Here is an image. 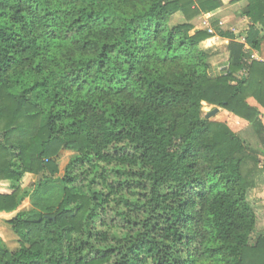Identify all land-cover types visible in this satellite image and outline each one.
Returning <instances> with one entry per match:
<instances>
[{"label": "trees", "instance_id": "16d2710c", "mask_svg": "<svg viewBox=\"0 0 264 264\" xmlns=\"http://www.w3.org/2000/svg\"><path fill=\"white\" fill-rule=\"evenodd\" d=\"M245 1L246 43L259 51L264 0ZM221 7L0 0V215L16 237L13 250L0 238V264H264V237L249 245L260 161L201 112L240 119L264 157V62L233 42L212 75L207 53L221 43L192 23ZM177 13L185 21L169 26ZM26 175L58 202L22 210Z\"/></svg>", "mask_w": 264, "mask_h": 264}, {"label": "rangeland", "instance_id": "374dc122", "mask_svg": "<svg viewBox=\"0 0 264 264\" xmlns=\"http://www.w3.org/2000/svg\"><path fill=\"white\" fill-rule=\"evenodd\" d=\"M231 1L232 0H226L227 6L232 5V3H230ZM242 12H241V14H242ZM229 13L232 14V16H235V15L239 16L237 14V8L236 9L232 8L231 10H229L228 13H225V16H223L224 18H222V19H225V20H222L219 18L216 19V17H215L214 18L215 21L211 22V25L213 27H216L214 30L215 32H214L213 36L217 37L218 41L221 43V44L217 45L216 47L211 48L209 50V53H210V51L218 48L216 53H219L217 60L215 58L214 59L215 63L213 64V66H211L212 75H218L221 72L219 69H221V67L226 64L227 59L229 58L228 47L231 45V43H233V42L235 43L236 40H239L243 35V32H237V31H240V29H236L234 27L236 24L235 19H234V21H232L233 18L230 19V18H228V16H226ZM229 17H230V15H229ZM202 20H203V18L201 19V16H199L197 18H194L192 23H193V25H199L202 23ZM220 21L221 22L223 21V25H222V23H220ZM173 22L174 21H172V20L169 21V25H172ZM246 29L248 30V28H246ZM245 32H247V31H245ZM219 33L231 34L232 38L221 37L219 35ZM223 45H225L224 46L225 51L222 50V48H221V47H223ZM248 48H250V47L248 46ZM209 58H210V55H209ZM212 109H213L212 106H207L206 104L205 105L203 104L202 111H201L202 117L205 119V114ZM226 119H227V114L224 112L220 113V111L218 112L217 115H215L211 118V120H214V121L215 120L216 121H223ZM226 123H229V125L233 124L232 121L226 122ZM233 128H235V127H233ZM248 130H243L240 132V133H242L241 138L248 145V147L251 148L250 150H252L256 154V156L258 157V159L260 161V164L257 166V168L259 170L258 177H256V178H260L261 176H264V157L261 154V151H262L261 148L262 147L260 148V146L262 144L260 143L261 140H258L256 138V136L254 135V132L252 131V129L248 128ZM69 157L70 156L67 153L66 154L62 153L60 155V158L58 161L60 172L63 171V168L67 164ZM37 182H38L37 176L26 175L23 178V181L21 184L22 190L28 192L29 196H28L27 200L25 201V203L23 204L22 210H25V211L36 210V211L42 212L45 209V207H48L49 205L56 204L58 202V200L60 199V196H59L60 194L57 193L56 191H54L52 194H50V196L47 197V200H45V198L41 195L34 194L32 191L34 190V186L37 185ZM6 185L7 184L2 183L0 188L3 190H6L7 189ZM255 188H257V187H255ZM255 188L250 189L249 193H248V202L256 214V226H255V229H254V231H253V233L249 239V245L250 246H253L258 238L264 237V184L259 185V187H258L259 189H257V190H255ZM253 190H255V191H253ZM11 217H12V215H0V238L2 240V244L4 247H6L10 250H13L16 246V244H15L16 237L12 233L10 226L7 224V221L10 220Z\"/></svg>", "mask_w": 264, "mask_h": 264}, {"label": "crops", "instance_id": "0c3cea01", "mask_svg": "<svg viewBox=\"0 0 264 264\" xmlns=\"http://www.w3.org/2000/svg\"><path fill=\"white\" fill-rule=\"evenodd\" d=\"M221 2H222V4H223V7H221V8H219L218 10H216L215 12H213V13H209V14H202L201 15V19L203 18V19H208L209 20V22H210V24H211V22L213 21H215V17H216V19L217 18H219V19H222V18H224L223 16H225V13H228L229 12V10H231L232 8L233 9H236L237 8V14L239 15V16H232V14H228V15H226V16H228V18H230V19H232V21H234V19H235V21H236V24H235V28L236 29H240V31H237V32H245V31H247V29L246 28H248L249 27V21L246 19V18H244L243 16H242V14H241V12L243 11V9L245 8V6H246V1L245 0H241V1H237V2H235V3H232V5H229V6H227V4H226V0H221ZM231 3V2H230ZM229 15H230V17H229ZM171 20L172 21H174L173 22V24L172 25H169V26H176V25H179V24H182L185 20H184V17L180 14V13H177V14H175V15H173L172 16V18H171ZM170 20V21H171ZM222 20H225V19H222ZM171 23V22H170ZM220 23H222V25H223V21L221 22L220 21ZM212 26V25H211ZM213 27V26H212ZM213 30H215V27H213ZM215 32V31H214ZM220 40V39H219ZM235 42H237L238 43V40H236ZM223 44V43H222ZM224 46L225 45H223V47H221L222 48V50H224L225 51V49H224ZM249 45H247V47H248ZM246 47V48H247ZM243 49L244 50H246V51H248L249 53H250V57H249V62L250 61H258V62H264V41H263V43L261 44V46H260V50L259 51H252V50H250V48H248V49H245V47H243ZM218 50V48H216V49H214V50H212V51H210V53L208 52L207 54H208V61L210 62V65L211 66H213V64L215 63V61H214V59L216 58V60H217V57H218V54L219 53H216V51ZM228 53V52H227ZM209 55H210V58H209ZM229 55V54H228ZM227 64H228V59H227V62H226V64L224 65V66H222L221 67V69H219L221 72H223V71H226L227 70ZM242 72H244V71H241V72H239L238 74H237V77H242V76H245V72L244 73H242ZM204 104V103H203ZM205 105V104H204ZM211 109V108H210ZM220 110V113L221 112H224V113H226L227 114V119H226V121L227 122H231L232 121V123L233 124H231L233 127H235V128H233L231 125H229L230 127H231V129L235 132V133H237L240 137H241V134L242 133H240L241 131H243V130H248V128H250V127H247V126H245V125H241L239 122H241V120L240 119H238V118H233L229 113H227V112H225V111H223V110H221V109H219ZM261 122H262V124H263V126H264V113H263V115L261 116ZM229 124V123H228ZM252 129V128H251ZM249 131V130H248ZM252 131H253V129H252ZM254 132V131H253ZM255 135V134H254ZM255 184H256V186L255 187H257V188H255V190H257V189H259L258 187H259V185H262V184H264V176H261L260 178H257L256 179V181H255ZM255 190H253V191H255Z\"/></svg>", "mask_w": 264, "mask_h": 264}, {"label": "built area", "instance_id": "2783aa9c", "mask_svg": "<svg viewBox=\"0 0 264 264\" xmlns=\"http://www.w3.org/2000/svg\"><path fill=\"white\" fill-rule=\"evenodd\" d=\"M202 24L206 27L207 34H209V35H213L214 34L213 27L209 23L208 19H206V18L203 19L202 20ZM238 43L243 45L245 47V49H248L247 43H246V32L243 33L242 37L238 40ZM244 72H242V73H244Z\"/></svg>", "mask_w": 264, "mask_h": 264}, {"label": "water", "instance_id": "95a60500", "mask_svg": "<svg viewBox=\"0 0 264 264\" xmlns=\"http://www.w3.org/2000/svg\"><path fill=\"white\" fill-rule=\"evenodd\" d=\"M219 111H220L219 108H217V107H216V108H213L212 110L208 111V112L205 114V119H206V120H211V118H212L213 116L217 115Z\"/></svg>", "mask_w": 264, "mask_h": 264}]
</instances>
